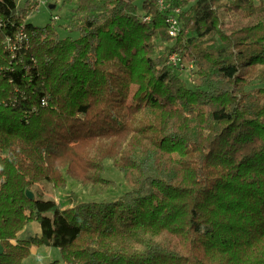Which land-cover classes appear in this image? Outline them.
Segmentation results:
<instances>
[{
  "label": "trees",
  "instance_id": "16d2710c",
  "mask_svg": "<svg viewBox=\"0 0 264 264\" xmlns=\"http://www.w3.org/2000/svg\"><path fill=\"white\" fill-rule=\"evenodd\" d=\"M58 1L39 27L41 0H0V264H264V0ZM106 160L112 202L39 188L114 192Z\"/></svg>",
  "mask_w": 264,
  "mask_h": 264
},
{
  "label": "rangeland",
  "instance_id": "374dc122",
  "mask_svg": "<svg viewBox=\"0 0 264 264\" xmlns=\"http://www.w3.org/2000/svg\"><path fill=\"white\" fill-rule=\"evenodd\" d=\"M41 0L39 5L38 12L29 16L28 21L35 26H44L47 24L51 17H59L65 16L67 17L69 13V8L61 4V1L58 0ZM22 3V2H20ZM50 11L48 10L47 6ZM50 5V6H49ZM68 9V13L64 14L65 10ZM61 15V16H60ZM230 20V19H228ZM57 23H59L57 21ZM59 29V28H58ZM60 32L62 30L59 29ZM184 64V69L180 71V75L185 77L187 81L190 83V75L188 74V65ZM259 86H264V83L260 84L259 82L255 83ZM105 178L110 179L116 183V189L114 192H110L107 194H91L89 191L84 190L82 186L70 179L67 181V185L63 189H54L51 185L44 184L45 186H39V188L43 189L44 197L53 199L56 203H58L61 207L73 206L75 201H88L96 203H104V202H112L119 198L124 192L128 190L126 183L122 175L114 169L111 164V161L106 160L105 163ZM40 233V226L37 222H32L28 224L26 230L24 231L23 238L28 239L34 234ZM31 253L27 258H25L22 264H66L63 262L60 251L55 247H48L45 245H40ZM36 251V253H34Z\"/></svg>",
  "mask_w": 264,
  "mask_h": 264
},
{
  "label": "built area",
  "instance_id": "2783aa9c",
  "mask_svg": "<svg viewBox=\"0 0 264 264\" xmlns=\"http://www.w3.org/2000/svg\"><path fill=\"white\" fill-rule=\"evenodd\" d=\"M161 4V0L159 1ZM178 9L175 10V13H178ZM167 23L169 24L168 33L171 37H175L178 31V20L176 15H171L167 19ZM5 49L10 53L11 57L15 53H21L27 48L28 44V35L23 30H18L14 35L7 36L5 39ZM168 63L172 66H179V58L176 54H170L168 57ZM192 65H188V70H191ZM42 105H45L46 102L42 99Z\"/></svg>",
  "mask_w": 264,
  "mask_h": 264
},
{
  "label": "crops",
  "instance_id": "0c3cea01",
  "mask_svg": "<svg viewBox=\"0 0 264 264\" xmlns=\"http://www.w3.org/2000/svg\"><path fill=\"white\" fill-rule=\"evenodd\" d=\"M40 186L42 187V186H45V185H40ZM68 207H71V206H68ZM26 228L19 234V236H18L19 238H23V235L22 234L24 233V231L26 230ZM32 250L34 251L35 249L32 248ZM32 250H31V253H33ZM34 253H36V251Z\"/></svg>",
  "mask_w": 264,
  "mask_h": 264
},
{
  "label": "water",
  "instance_id": "95a60500",
  "mask_svg": "<svg viewBox=\"0 0 264 264\" xmlns=\"http://www.w3.org/2000/svg\"><path fill=\"white\" fill-rule=\"evenodd\" d=\"M27 196L29 197V198H32L33 197V194H32V192H30V191H27Z\"/></svg>",
  "mask_w": 264,
  "mask_h": 264
}]
</instances>
